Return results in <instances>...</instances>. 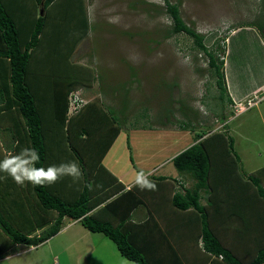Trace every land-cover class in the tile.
Wrapping results in <instances>:
<instances>
[{
  "label": "trees",
  "instance_id": "16d2710c",
  "mask_svg": "<svg viewBox=\"0 0 264 264\" xmlns=\"http://www.w3.org/2000/svg\"><path fill=\"white\" fill-rule=\"evenodd\" d=\"M85 1L0 0V60L4 62L2 68L8 71L6 81L4 72L0 78L5 81L0 84V134L5 138L4 145L11 156L13 149L35 148L41 158L38 167L76 161L84 171L80 182L64 177L45 187L27 182L21 187L7 173L0 172V254L15 244L42 243L68 219L78 220L88 231L104 234L134 264H264V246L244 263L223 245L213 222L216 186L225 176H238L264 198L259 177L248 175L244 179L237 169L240 160L226 124L222 126L224 130L209 133L193 130L190 119L180 124L182 129L194 131V142L176 153L171 162L192 184L186 187L178 180L183 191H175L170 199L167 195L174 180L153 175L149 178L157 185L155 191L140 190L134 184L125 189L102 164L122 130L125 108L114 110L93 96L75 113H68L69 93L90 87L94 79L90 75L84 77L83 70L68 63L91 28ZM180 2L163 0V8L171 20L164 38L183 32L193 39L215 76L221 104L234 103V99L240 100L264 83V0H260L256 18L231 26L234 30L225 37L224 60L219 58L224 44L216 38L212 47L206 46L205 35L182 20ZM247 36L258 43L255 49ZM46 69L50 72L43 71ZM225 71L232 77L229 84L239 86L232 93L227 92ZM35 74L50 80L51 89L36 90L32 83ZM88 183L92 184L91 190L85 186ZM207 189L208 206L200 202L202 192ZM156 200H170L174 213L190 210L194 217H188L187 222L193 226L183 227L180 235L187 243L200 239L205 254L202 262L199 263L198 257L184 258L171 233L159 222ZM139 207L147 209V215L136 221L132 212ZM211 210L214 212L210 213Z\"/></svg>",
  "mask_w": 264,
  "mask_h": 264
},
{
  "label": "rangeland",
  "instance_id": "374dc122",
  "mask_svg": "<svg viewBox=\"0 0 264 264\" xmlns=\"http://www.w3.org/2000/svg\"><path fill=\"white\" fill-rule=\"evenodd\" d=\"M180 1L182 20L205 35L206 46L212 47L216 38L224 44V52L219 53L223 60L225 37L234 30L231 26L256 18L261 9L260 0ZM85 2L91 28L68 63L83 70L84 77L94 78L90 87L80 90L84 99L96 94L106 107L125 108L123 131L102 164L113 167V160L119 161L122 165L115 169L126 185L127 179L138 172L131 152L138 151L139 146L150 150L141 140L144 134L133 131L130 141L129 128L146 124L176 131L184 135L179 138L183 139V145L176 150L180 152L193 140V130L209 133L223 129L226 124L240 160L237 169L242 174L254 172L264 182V90L252 92L236 104H221L215 76L193 39L183 32L164 38L171 20L157 0ZM247 37L255 49L258 43ZM259 64L261 68L262 63ZM225 74L227 92L232 93L235 88L229 84L232 77L226 71ZM261 75L260 71L258 79ZM247 98L255 99V103L247 107ZM189 119L192 131L180 127ZM4 139L0 134V160L11 156ZM170 142H175V137ZM241 161L243 166L239 165ZM167 166L171 165L164 169ZM70 221L65 220V225ZM116 249L111 239L100 232L88 231L79 222L36 246L13 245L0 254V264H134Z\"/></svg>",
  "mask_w": 264,
  "mask_h": 264
},
{
  "label": "crops",
  "instance_id": "0c3cea01",
  "mask_svg": "<svg viewBox=\"0 0 264 264\" xmlns=\"http://www.w3.org/2000/svg\"><path fill=\"white\" fill-rule=\"evenodd\" d=\"M3 64L4 62L0 60V78L2 72H4L2 75L8 73L7 68L5 69L2 68ZM7 78L8 76L5 75V81L7 80ZM3 81L4 79L3 80L0 79V84L3 83ZM49 81H46L45 79H41L40 76L37 74L32 76V83L34 84L33 86H35L36 90H38L39 92L46 90L48 91L49 89H51L49 85ZM56 86L55 84L52 85V87L54 88ZM236 89L238 88L236 87ZM74 90H79L80 92L81 89L78 88ZM260 90H264V83L258 86L250 93L252 92L260 93ZM250 93L245 95V97L250 95ZM93 96H98V95L95 94ZM233 98H235V96H233ZM236 101L239 100L234 99L235 104ZM0 118L2 117L0 116ZM122 131L123 128L118 133L117 137L114 139L113 143L111 144L108 151L104 155L102 161L105 160L110 149L115 144L116 140L118 139ZM133 131L138 132V134L140 135L144 134L145 136L142 137L141 140H143L144 142L143 144H145L148 148H150V150H148L143 146H139L138 151L133 150L131 152V155L133 156L132 158L137 166V170L140 171L141 169H143L145 172L150 173L151 174L150 176L161 175L170 178L171 180H174L173 181L174 185L173 187H171L169 195H167L169 199L175 191H183L182 187L178 185V180L181 181L182 184L186 187H189L192 184V181L188 178V176H185L184 174H180L174 168L171 162V158L176 153L179 152L176 151L179 148L178 146L183 145L182 143L183 139H179V138L180 137L183 138L184 135H178L180 133L172 130L163 131L156 129L155 127L154 128L150 127L149 129H147L139 125L137 127L129 128L128 132H129L130 141ZM172 137H175V142H170V139ZM162 139H165L164 143L161 142ZM193 142L194 141L191 140L189 144L186 143L187 144L186 146L192 144ZM19 152L20 151L13 149V155ZM111 164L113 167L111 166H105V167L117 178L119 182L122 183V179L118 175L119 171L115 169L116 166L118 167L121 166L122 164L117 160H113V163ZM240 164L243 166L242 161ZM166 165H171V166H167L164 169ZM241 172L243 171L241 170ZM134 174H135L134 176L127 179L126 182L128 183L124 185L125 189L129 188L131 185L134 184L137 173ZM253 174L243 173L242 175L244 179H246L245 177ZM170 182L172 183V181ZM260 183L264 187V182L261 181V179H260ZM206 192H208V189L202 192L200 202L208 206L207 199L209 194H207ZM216 192H217L215 198L216 201L214 202V204L216 203V212L212 210L210 211V213L214 212L213 215H215L216 217L213 221L214 224L216 225V229H217L216 233L225 247L229 248L234 253V255L238 257L242 262L247 263L252 259V257L257 252V250L261 246H264V198L259 197V195L255 191V188L251 184H248L247 182L241 180V178H239L238 176H232V177L225 176L223 179H220L216 186ZM155 203H156V207L158 208L157 213L159 216L160 224L164 226L165 229L171 233L172 239L176 241L178 248L180 249V251H182L184 258H187L188 260H192L195 257H198L199 263L202 262V260L205 258V254L202 251L200 239H197L195 242L187 243L184 237L180 235L181 229L183 227L188 229V228H192L193 226V224L189 225L187 222L188 217H194L191 214L190 210L174 213L175 211L173 210L170 200H164V202L160 200L159 201L156 200ZM146 211L147 209H145L144 207H139L135 209L132 212L133 219L136 221L142 220L147 215ZM174 216L177 217L176 220H174L175 219L173 218ZM174 221L176 226H174ZM76 223H79V221L71 220L69 223H67V225H64L60 230L71 227L73 224ZM176 238H178V240ZM116 251L118 252L117 249ZM216 264H218V262Z\"/></svg>",
  "mask_w": 264,
  "mask_h": 264
},
{
  "label": "clouds",
  "instance_id": "9594fccd",
  "mask_svg": "<svg viewBox=\"0 0 264 264\" xmlns=\"http://www.w3.org/2000/svg\"><path fill=\"white\" fill-rule=\"evenodd\" d=\"M157 2L163 4V0H157ZM75 91L79 94L81 93L79 90H73L69 93V96ZM80 97H82L81 94ZM84 100L85 102L87 101V99ZM40 163L41 158L39 152L35 148H24L19 153L0 160V172L7 173L8 176L21 187H24L26 182L34 186L45 187L55 184L64 177H71L74 183L80 182L84 178V171L76 161L60 163L58 165L52 164L47 167H38L37 165ZM150 175V173L145 172L143 169L138 171L134 186L138 187L140 190L155 191L157 185L149 178ZM85 186L88 187L89 190L92 188L91 183Z\"/></svg>",
  "mask_w": 264,
  "mask_h": 264
},
{
  "label": "built area",
  "instance_id": "2783aa9c",
  "mask_svg": "<svg viewBox=\"0 0 264 264\" xmlns=\"http://www.w3.org/2000/svg\"><path fill=\"white\" fill-rule=\"evenodd\" d=\"M246 102H247V107H248L255 103V99L247 98ZM83 103H85V100L82 97H80V94L76 91L72 92L69 96L68 113L69 114L75 113L82 106ZM243 108L245 107L240 106V109H243Z\"/></svg>",
  "mask_w": 264,
  "mask_h": 264
},
{
  "label": "water",
  "instance_id": "95a60500",
  "mask_svg": "<svg viewBox=\"0 0 264 264\" xmlns=\"http://www.w3.org/2000/svg\"><path fill=\"white\" fill-rule=\"evenodd\" d=\"M39 11H40V13H41V9H40Z\"/></svg>",
  "mask_w": 264,
  "mask_h": 264
}]
</instances>
